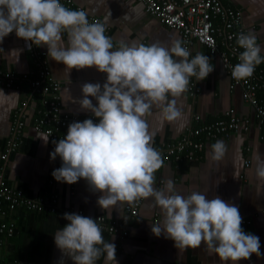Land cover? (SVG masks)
<instances>
[{"label": "clouds", "instance_id": "obj_1", "mask_svg": "<svg viewBox=\"0 0 264 264\" xmlns=\"http://www.w3.org/2000/svg\"><path fill=\"white\" fill-rule=\"evenodd\" d=\"M13 31L32 45L47 46L48 58L65 65L69 74L92 67L107 74L103 85H81L80 110L90 112L98 122L92 118L74 121L65 137L52 141L51 159L62 160L52 172L54 179L74 184L83 178L92 192L102 193L97 204L105 211L119 202L154 198L163 219L153 223L151 231L173 240L179 250L203 244L209 255H218L225 264L264 255L260 238L242 228L237 206L218 195L208 199L201 191L181 195L172 179L160 188L153 186L164 161L151 146L146 116L155 106L161 120L180 119L176 100L169 97L184 93L191 77L203 81L214 71L208 56L197 53L189 59L179 39L170 46L160 41L131 46L122 42L113 50L104 23L89 22L86 12L71 10L60 0H0V43ZM236 43L243 51L231 76L243 80L264 63V48L252 32L239 33ZM37 136L47 145L49 135ZM226 150L224 142L217 141L210 146L209 156L221 161ZM256 159L257 177L264 181V159L259 155ZM63 218L68 223L54 234V242L73 264H96L101 256L104 264H118L116 245L104 240L97 220L77 213H64Z\"/></svg>", "mask_w": 264, "mask_h": 264}, {"label": "crops", "instance_id": "obj_2", "mask_svg": "<svg viewBox=\"0 0 264 264\" xmlns=\"http://www.w3.org/2000/svg\"><path fill=\"white\" fill-rule=\"evenodd\" d=\"M74 4L85 10L91 17L100 19L109 29L116 50L120 44H152L157 41L170 46L171 41L179 39L181 34L164 26L157 18L147 14L142 3L136 0H73ZM227 8L238 9L243 14L246 33L257 36V43L264 48V0H223ZM67 44V34H63ZM189 59L197 53L209 57L214 71L203 81H198L200 93L191 96L187 91L175 99L182 117L176 121H163L159 109L153 107L146 116L151 146L158 149L164 143L179 139L190 126H197L196 117L213 121L229 111L241 118H248L251 131L237 133L207 142L204 159L199 163H174L163 166L155 173L154 188L163 186V182L172 179L181 195L192 191H201L208 199L220 196L224 201L239 208L243 219L251 220V225L242 227L260 238V251L264 254V181L256 174L259 155L264 159V131L253 120L254 110L243 99L241 88H231L222 60L212 55L208 49L195 40L191 45ZM47 56V46L37 47L31 42L18 38L15 31L0 43V70L14 73L19 80L13 88L3 87L0 83V156L11 136V129L20 115L16 113L22 103L30 100L26 111L25 123L19 135L21 146L7 164L0 159V168H5L8 185L24 192L30 199H39L50 192L60 200L55 212H31L27 207L14 214L8 213V220L17 224V233L6 238L1 248L0 264H73L54 242V234L68 222L64 213L83 210L88 217L103 216L109 222H118L128 230V236L110 235L102 232L104 240L116 245L118 264H225L218 255H209L202 244L197 249L179 250L174 241L164 235L157 237L151 231L153 223L163 219L161 209L154 206V198H140L133 202H119L105 211L97 204L102 193L92 192L87 182L81 178L74 184L58 182L52 176L54 169L61 167L59 156L53 161L50 153L54 151L53 139L45 145L36 130L37 110L41 96H32L31 81L35 79V54ZM264 56V51L261 53ZM174 59H180L174 57ZM53 76L61 84V97L64 109L69 113L85 117L90 112L81 111L78 104L82 97L83 83L106 82L107 74L100 73L95 67L81 70L73 69L70 74L65 65L46 57ZM27 78V79H25ZM96 104L94 98L90 97ZM217 141L226 145V153L221 161H212L210 146ZM249 150V151H248ZM248 163V165H247ZM51 182L54 184L51 185ZM74 189V190H73ZM141 202L137 220H132L127 208ZM6 209V207H5ZM102 247V246H101ZM104 264V257L96 262ZM115 264V262H111ZM227 264H232L231 261ZM238 264H264V255L255 254L249 260Z\"/></svg>", "mask_w": 264, "mask_h": 264}, {"label": "built area", "instance_id": "obj_3", "mask_svg": "<svg viewBox=\"0 0 264 264\" xmlns=\"http://www.w3.org/2000/svg\"><path fill=\"white\" fill-rule=\"evenodd\" d=\"M142 3L147 14L157 18L164 26L177 30L183 39V47L189 53L191 45L195 40L204 46L212 55L218 56L231 79V88H241L243 99L254 110L255 122L260 130H264V107L260 102L259 94H264V63L256 66L253 75L243 80L232 78L233 67L239 63L238 55L243 49L236 43L239 33H246L243 14L238 9L227 8L223 0H136ZM61 4L71 10H85L74 4L73 0H60ZM89 22H101L96 17L87 15ZM106 26V25H105ZM105 35L110 37V29L106 26ZM36 71L33 72L35 79L31 81L32 96H41V103L37 110L36 130L50 136L51 139L59 141L67 135L68 126L74 121H83L92 118L94 122L98 119L93 115L85 117L75 116L64 109L61 97V84L55 80L53 73L47 64L44 53L35 54ZM27 79V78H25ZM19 78L11 72L0 70V83L3 87L13 88ZM198 81L195 77L190 78L187 92L191 96L200 93ZM30 106V100L22 103V107L16 113L20 115L16 119L11 136L0 156L4 164L19 150L21 142L19 135L24 129L26 111ZM197 126H190L184 134L171 143H164L156 149L164 161V166L174 163H199L204 159L208 141L220 137H228L233 133L247 134L251 131L248 118L234 115L233 111L224 114L213 123H205L200 117L195 118ZM249 151V150H248ZM248 165V163H247ZM54 183L51 182V185ZM74 190V189H73ZM53 204H45L29 199L24 192L10 187L5 179V168H0V261L1 248L6 238H12L17 233V224L8 220V213L14 214L21 208H32L38 212H55L60 197L52 195ZM141 202L127 208L132 220H137ZM6 207V209H5ZM87 216L83 210L69 211ZM88 217V216H87ZM97 220L103 233L110 235L128 236V230L118 222H109L103 216L93 218ZM68 222V221H66ZM251 220L243 219L242 227L251 225Z\"/></svg>", "mask_w": 264, "mask_h": 264}, {"label": "trees", "instance_id": "obj_4", "mask_svg": "<svg viewBox=\"0 0 264 264\" xmlns=\"http://www.w3.org/2000/svg\"><path fill=\"white\" fill-rule=\"evenodd\" d=\"M259 100H260V102H261V104L263 105V107H264V94L263 93H260L259 94ZM220 118H224V115L223 116H221ZM220 118H217V119H215V120H213V121H208V120H204V122L205 123H213V122H215V121H217L218 119H220ZM253 120H254V122H255V118H254V114H253ZM256 123V122H255ZM264 131V130H263ZM233 134H237V133H233ZM232 135V134H231ZM27 198H29L30 199V197H28L27 195H25ZM32 199V198H31ZM53 198H52V195L50 194V192L49 193H47V194H43V196L40 198V200L42 201V200H44L43 202L46 204L47 203V201H50L49 202V204L50 205H52L53 204V200H52ZM32 200H35V201H38V202H40V200L39 199H32ZM26 209V208H25ZM24 208H23V210H25ZM28 210H30L31 212H37L36 210H33L32 208H28ZM26 211V210H25ZM38 213V212H37ZM44 213V212H43ZM18 228V227H17Z\"/></svg>", "mask_w": 264, "mask_h": 264}]
</instances>
